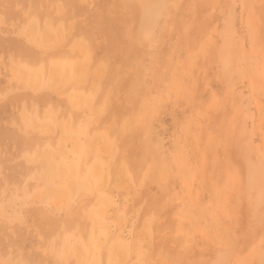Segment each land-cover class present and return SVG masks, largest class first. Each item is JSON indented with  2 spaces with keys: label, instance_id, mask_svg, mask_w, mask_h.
I'll use <instances>...</instances> for the list:
<instances>
[{
  "label": "rangeland",
  "instance_id": "1",
  "mask_svg": "<svg viewBox=\"0 0 264 264\" xmlns=\"http://www.w3.org/2000/svg\"><path fill=\"white\" fill-rule=\"evenodd\" d=\"M45 20L62 38L36 47L21 30ZM61 135L80 145H61L75 172L54 203L41 154L59 162ZM74 245L90 264H264V0H0V264H86Z\"/></svg>",
  "mask_w": 264,
  "mask_h": 264
},
{
  "label": "bare ground",
  "instance_id": "2",
  "mask_svg": "<svg viewBox=\"0 0 264 264\" xmlns=\"http://www.w3.org/2000/svg\"><path fill=\"white\" fill-rule=\"evenodd\" d=\"M48 23H49L48 21H46V20L44 21V24L46 26L40 32L39 35H36V30L37 29H36V25L35 24H29L24 30H21L22 31L21 33L26 38L29 37L30 38V42L36 47H39L42 44H49L55 38H56L57 41H60L61 38H62V33H61L60 28L57 27V30H56L55 34L53 35L52 33H50L46 29L47 26H48ZM145 32H146V35H149L151 33L150 30H146ZM73 46L75 47V49L77 51V54H76L77 57H79L81 59H84L85 58V55H84L85 53H84L83 49L80 47V45L75 43ZM71 51H73L72 47L70 49V52ZM85 66H86L85 63H83L82 65H80L78 63H73L71 65L70 69H67V68H63V67H61L59 65H50L47 68V75H48V77H50V80L48 82H46V84L54 86V85L65 84L67 82H71L73 80V78H75L79 73H81L84 70ZM9 72H10V77L9 78H11V79L14 78L17 82L24 83L25 88L30 89L32 91V93L35 92L37 89H39V87L42 84V73H41V71H28L25 68H17L15 65H11L9 67ZM82 82H84V78H79L78 81L75 82V85H78V86L82 87ZM81 99L82 98H81V96L79 94L69 93L67 95V100H68L71 108H74V107H77L78 105H80ZM19 113H20L22 121H24L26 125H29V126H31L33 128H38L41 132H44V133L51 130V126L50 125H48V124H38L35 121V119L32 120L30 118V120L27 121L28 116H27V114L25 113V111L23 109H21ZM48 115H50V114H48ZM51 118H52V116H51ZM51 118H50V120H51ZM66 124L61 126V127H62L63 131L67 132L68 131V125H66ZM67 139L69 141H71L74 145H80V139L77 136L76 137H74V136L66 137V135L65 136L61 135L59 137V141H58V145H60V146L58 148H56L57 149L56 151H54V152L59 153V154L56 153L57 156L61 155V159H60L59 162H54L51 159V157L49 155L50 151L49 152L46 151V153H42L41 154L42 158H43L42 160L47 162L46 165H45V168L43 170V174H42L43 175V180L45 181V190H44V192L42 191V193L40 194L41 195L40 199H42V200L50 199V200L54 201V203H56V202L63 203L65 198L69 196L70 190H72V187L70 186V184H67V181L69 180L71 175L74 174L75 165L74 164H71V165H67L66 164V160H65L66 157L63 156L65 153L63 152V148L61 146V145H63L64 141L67 140ZM91 142H93V139L90 141L89 144H93L99 151L102 150V147H106L102 143H101L102 145H100L98 140H94L93 143H91ZM73 150L77 151V146ZM86 151H88V150H86ZM83 158L84 157H82V159H80V160L82 161ZM95 165H97V164H95ZM78 172L84 173L81 165H79ZM90 172H91L90 174L87 173V174H85V175H83L81 177L80 188L82 190L93 189L96 186V185L92 184L91 177L92 176H98L97 174L100 171L98 170L97 167H92ZM121 178H120V180H121ZM54 179L59 180V182L57 183L56 182L57 180L55 181ZM71 180H72V178H71ZM124 186H125V184H124ZM98 187H100V186H98ZM98 187L95 188V189L97 190ZM98 201L101 202V200H98ZM102 201H103V199H102ZM119 242H120V248H118V249H115V248L114 249H109L108 253H109V256L116 255L119 258V260H121V259L124 258L125 241H124V239H122V237H119ZM64 250H65V246H64ZM90 250H92V249L89 248V251ZM72 253L71 254L73 256H75L76 259L79 262H83V260H86L87 261L86 264H90V262H88V260L92 256L90 253L85 255L82 252V250L78 246H75V245L72 246Z\"/></svg>",
  "mask_w": 264,
  "mask_h": 264
}]
</instances>
